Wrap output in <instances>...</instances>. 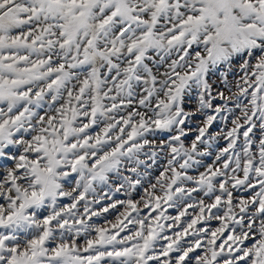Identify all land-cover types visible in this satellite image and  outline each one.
<instances>
[{
    "label": "rangeland",
    "instance_id": "1",
    "mask_svg": "<svg viewBox=\"0 0 264 264\" xmlns=\"http://www.w3.org/2000/svg\"><path fill=\"white\" fill-rule=\"evenodd\" d=\"M0 188V264H264V0H0Z\"/></svg>",
    "mask_w": 264,
    "mask_h": 264
},
{
    "label": "bare ground",
    "instance_id": "2",
    "mask_svg": "<svg viewBox=\"0 0 264 264\" xmlns=\"http://www.w3.org/2000/svg\"><path fill=\"white\" fill-rule=\"evenodd\" d=\"M3 9V8H2ZM26 186V185H25ZM2 191H1V188H0V193H1Z\"/></svg>",
    "mask_w": 264,
    "mask_h": 264
}]
</instances>
